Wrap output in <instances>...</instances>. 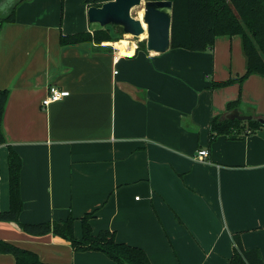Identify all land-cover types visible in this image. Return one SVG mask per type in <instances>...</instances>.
<instances>
[{
	"label": "crops",
	"instance_id": "0c3cea01",
	"mask_svg": "<svg viewBox=\"0 0 264 264\" xmlns=\"http://www.w3.org/2000/svg\"><path fill=\"white\" fill-rule=\"evenodd\" d=\"M48 1L22 2L14 20L0 27V90L9 91L0 211L9 208L7 146L22 160L23 204L17 222L0 221V240L43 262L78 264L80 253L92 251L74 252L52 234L28 235L20 224L71 214L79 238V218L96 210L93 233L134 228L153 241L168 238L177 257L187 260L182 264H229L235 233L264 264V127L208 141L210 117L225 115L236 96L234 84L210 87L239 73L231 66L232 38L217 36L202 52L133 48L128 54L131 46L112 42L61 46L56 23L45 19ZM86 9L82 0L79 32L94 30ZM258 76L246 80L257 86ZM50 86L69 95L44 108ZM254 111L251 116L264 119ZM199 149L208 150L207 161L195 158ZM119 235L116 241L129 244ZM0 264H15L13 256L0 253Z\"/></svg>",
	"mask_w": 264,
	"mask_h": 264
},
{
	"label": "trees",
	"instance_id": "16d2710c",
	"mask_svg": "<svg viewBox=\"0 0 264 264\" xmlns=\"http://www.w3.org/2000/svg\"><path fill=\"white\" fill-rule=\"evenodd\" d=\"M4 0H0V4ZM15 0L0 11V27L14 20L15 9L21 2ZM110 0H84L89 6H100ZM158 1V0H151ZM172 2L169 48H183L192 52H202L211 48L217 36H238L245 59L244 72L237 78L213 81L211 88H224L231 84L239 85L250 75L264 77V0H170ZM122 36L120 29L114 31L110 26L59 35L61 46L90 42L100 46L103 42H114ZM143 47L137 45L136 51ZM8 89L0 90V145L5 143L2 131V117L6 106ZM238 100L226 104V113L237 109ZM225 115L211 116L209 119L208 141L216 136L225 135L237 138L241 134H252L260 127L256 117L248 121L229 120ZM8 197L9 208L0 211V221L17 222L22 211L19 189V175L22 167L20 156L7 146ZM96 210L84 213L80 218V237L74 235L75 218L69 214L65 220L39 223H21L22 231L31 236L52 234L69 242L74 252L97 251L103 253L115 264H150L145 251L137 246L118 242L115 232L101 229L93 233L90 221ZM233 253L229 264H263L257 249H243L239 233L232 236ZM0 253L10 254L15 264H56L39 260L37 255L8 241L0 240Z\"/></svg>",
	"mask_w": 264,
	"mask_h": 264
},
{
	"label": "rangeland",
	"instance_id": "374dc122",
	"mask_svg": "<svg viewBox=\"0 0 264 264\" xmlns=\"http://www.w3.org/2000/svg\"><path fill=\"white\" fill-rule=\"evenodd\" d=\"M15 1V0H12ZM11 0H4L0 4V11L4 9V7L10 4ZM26 2V1H25ZM82 0H49L47 2L48 8V23L52 26L56 23V28L58 32L63 34V31L67 32H79L80 31V5ZM22 3V2H21ZM19 3L17 7L21 4ZM16 7V8H17ZM16 10V9H15ZM131 15L136 18L142 20V7H135L131 10ZM44 19V20H45ZM83 19L85 16L83 15ZM94 30L99 29L100 27L97 24H92ZM93 30H91L92 32ZM117 37V36H116ZM232 45H231V57H232V65L230 64V59L226 60V64L224 65L225 69L229 71L230 65L232 66L233 72H239L238 75H233L232 79L237 78L242 73V68L245 67V60L242 57V50L240 44V38L238 36H232ZM143 42V47H140V50H146L145 48V37L134 38L128 35L118 36L117 40L112 42L115 44H120L124 46H132L139 45ZM118 46V45H117ZM224 60V57L221 56L218 58V66L217 71H221V65ZM222 71H224L222 67ZM262 83L260 85H252L251 81H247L246 79L242 82L241 85L238 83H234L235 87V100H238L239 112L242 115H251V112H259V116L264 118V77L258 76ZM209 80L211 81V75L209 74ZM211 84V83H210ZM211 86V85H210ZM219 89V88H214ZM248 107V108H247ZM253 115L258 116L256 113ZM73 216V215H72ZM74 217V216H73ZM75 218V217H74ZM117 236L119 235L120 240L126 241L129 244H133L136 246H140L144 248L149 258L150 264H182V262H186L187 260H180L177 257L176 251L173 248L172 242L170 239L164 237V243H160L157 241L151 240L150 237L144 238L140 235H137L134 228H124L120 230V232H115ZM186 246L187 244L183 242ZM183 245V248L185 247ZM108 264L114 263L110 259H108L103 253L92 251L89 253H80V258L78 259V264Z\"/></svg>",
	"mask_w": 264,
	"mask_h": 264
},
{
	"label": "water",
	"instance_id": "95a60500",
	"mask_svg": "<svg viewBox=\"0 0 264 264\" xmlns=\"http://www.w3.org/2000/svg\"><path fill=\"white\" fill-rule=\"evenodd\" d=\"M135 7H142V20L131 15ZM172 2L170 0H110L100 6H89L86 17L89 24L100 28L110 26L114 31L121 30L122 35L145 37L148 52L163 53L169 48ZM229 120L248 121L251 115H242L233 109L225 115ZM264 124V119L257 118Z\"/></svg>",
	"mask_w": 264,
	"mask_h": 264
},
{
	"label": "built area",
	"instance_id": "2783aa9c",
	"mask_svg": "<svg viewBox=\"0 0 264 264\" xmlns=\"http://www.w3.org/2000/svg\"><path fill=\"white\" fill-rule=\"evenodd\" d=\"M133 48L136 49L137 46L133 45ZM69 95L68 91L59 89L55 86H50L47 89L45 97L41 100V106L46 108L51 103L57 102ZM209 157V152L207 149H199L196 152L195 158L199 161H207Z\"/></svg>",
	"mask_w": 264,
	"mask_h": 264
},
{
	"label": "bare ground",
	"instance_id": "6f19581e",
	"mask_svg": "<svg viewBox=\"0 0 264 264\" xmlns=\"http://www.w3.org/2000/svg\"><path fill=\"white\" fill-rule=\"evenodd\" d=\"M142 36H144V35H142ZM141 36V37H142ZM116 46L118 45V44H115ZM134 51V49H133V45L131 46V49L127 52L128 54H132V52Z\"/></svg>",
	"mask_w": 264,
	"mask_h": 264
}]
</instances>
